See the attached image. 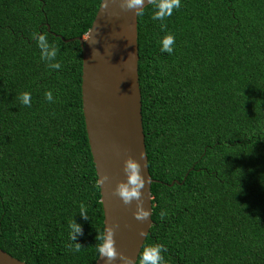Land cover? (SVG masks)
Masks as SVG:
<instances>
[{
  "label": "trees",
  "instance_id": "16d2710c",
  "mask_svg": "<svg viewBox=\"0 0 264 264\" xmlns=\"http://www.w3.org/2000/svg\"><path fill=\"white\" fill-rule=\"evenodd\" d=\"M99 3L0 0V250L24 264L98 257L103 215L81 112L80 48L58 36L84 37ZM154 11L136 16L152 181L141 248L162 244L167 264H264V0H181L165 31ZM166 32L175 36L171 55L160 50ZM43 33L60 69L40 57ZM72 219L83 229L80 252L69 247Z\"/></svg>",
  "mask_w": 264,
  "mask_h": 264
},
{
  "label": "water",
  "instance_id": "95a60500",
  "mask_svg": "<svg viewBox=\"0 0 264 264\" xmlns=\"http://www.w3.org/2000/svg\"><path fill=\"white\" fill-rule=\"evenodd\" d=\"M101 3L102 0L85 34L92 30L89 42L83 40L85 36L67 40L58 37L64 43L77 41L80 48V101L87 145L96 180L105 174L109 177L98 187L103 229L118 224L114 235L116 250L135 260L151 220L149 217L137 221L133 216L136 202L124 205L113 190L118 181L126 179L123 162L131 156L141 164L146 179L142 189L143 207L151 211L152 181L147 172L137 82L136 16L131 10H122L120 0H106L107 8H101ZM0 264L24 263L0 250ZM94 264H106V261L98 256ZM112 264L121 261L117 258Z\"/></svg>",
  "mask_w": 264,
  "mask_h": 264
},
{
  "label": "clouds",
  "instance_id": "9594fccd",
  "mask_svg": "<svg viewBox=\"0 0 264 264\" xmlns=\"http://www.w3.org/2000/svg\"><path fill=\"white\" fill-rule=\"evenodd\" d=\"M147 5L154 7L155 11L152 15L153 20L161 22V30H166V19L172 16L174 10L181 7V0H147ZM108 4L106 0H102L101 8H107ZM120 7L124 11H133L135 16H143L145 10V0H120ZM91 31L86 35L83 40L90 41ZM36 43L40 49V57L42 60L48 63L50 69H60L62 65L56 60L59 49L58 47L50 43L46 33L38 34L35 36ZM175 36L169 32L161 38V52H166L171 55L174 51ZM45 99L49 102H54L53 94L51 90L45 92ZM20 102L25 106L31 105V94L29 92H23L18 97ZM143 158V153H141ZM123 172L126 179L118 181L114 195L118 196L124 205H130L133 201L136 202V211L133 213L134 218L137 221H145L151 215V211L145 210L142 201V189L145 187L146 179L142 175L141 164L131 156L125 158L123 162ZM109 180L107 174L99 176L96 180L97 186L100 188L102 184ZM80 215L85 220L89 219L86 206L81 203ZM167 213L161 211L160 217L164 219ZM119 228L118 224H114L110 227H104L103 231L96 235V250L99 257L105 259L106 264H112L117 258L121 261V264H167L164 258L163 252L165 251L162 244H146L144 245L135 260L119 253L115 247V231ZM69 239L72 242L69 247L76 252H80L82 246L76 243L78 235H82L83 229L74 219L69 224ZM141 235H145L141 233Z\"/></svg>",
  "mask_w": 264,
  "mask_h": 264
}]
</instances>
